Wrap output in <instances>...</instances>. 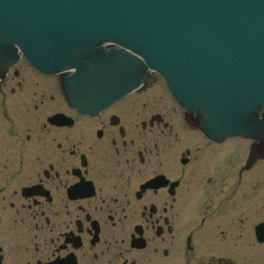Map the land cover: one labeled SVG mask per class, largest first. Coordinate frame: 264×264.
<instances>
[{
  "label": "flooded vegetation",
  "instance_id": "af4514ba",
  "mask_svg": "<svg viewBox=\"0 0 264 264\" xmlns=\"http://www.w3.org/2000/svg\"><path fill=\"white\" fill-rule=\"evenodd\" d=\"M252 143L203 136L157 75L87 114L19 60L0 74V264H264Z\"/></svg>",
  "mask_w": 264,
  "mask_h": 264
},
{
  "label": "water",
  "instance_id": "95a60500",
  "mask_svg": "<svg viewBox=\"0 0 264 264\" xmlns=\"http://www.w3.org/2000/svg\"><path fill=\"white\" fill-rule=\"evenodd\" d=\"M18 49L81 111L154 70L207 136L264 135V0H0V65Z\"/></svg>",
  "mask_w": 264,
  "mask_h": 264
}]
</instances>
